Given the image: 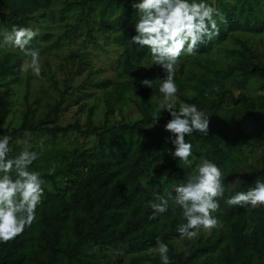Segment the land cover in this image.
Listing matches in <instances>:
<instances>
[{
	"label": "trees",
	"instance_id": "16d2710c",
	"mask_svg": "<svg viewBox=\"0 0 264 264\" xmlns=\"http://www.w3.org/2000/svg\"><path fill=\"white\" fill-rule=\"evenodd\" d=\"M207 2L223 13L227 24H220V35L198 46L194 55L198 58L207 55L232 37L241 48L234 50L236 65L230 66V70L236 68L243 77L264 79V60L246 41L234 35L236 30L264 31V0ZM52 3L53 0H0V6L6 10L1 13V23L9 28L13 25L28 27L31 19ZM131 4L132 0L68 2L66 8L74 7L79 15L76 22L67 23L60 37L70 40L84 28L86 39L98 45L95 31L108 35L111 29L116 30L113 39L121 50L119 77L122 81L113 85L115 99L123 100L124 90L131 87L136 92L133 101L142 113L138 121H124L101 129L94 124V108L91 107L85 124L78 121L60 123L66 98L73 91L69 84L60 89L55 76L51 75L50 80L61 91L60 99L38 119L34 118L33 108L27 103L21 125L9 129L6 120L11 112L10 95L13 85L20 80L22 60L11 53L0 56V135L11 137L29 131L58 137L77 132L98 138L96 151L74 150L56 165L54 174L40 173L44 180L51 182V187L42 186V202L31 227L14 240L0 243V264H121L94 250L95 245L105 248L117 244H125L133 253L129 264H152L147 262L151 259L147 250L157 246V238L169 246L170 264H197L203 258L205 262L213 258L217 250L215 264H264V205L253 208L225 203L236 192L254 187L257 178L264 180V104H258L242 92L210 99L203 92L211 87L216 76L187 74L185 64L180 61L175 73L177 96L210 115L209 132L207 136L199 133L185 136L192 144L190 165L173 159L169 152L174 145L167 140L172 134L162 125L171 119L170 114H154L151 108L152 96L163 95L159 92V82L164 72L152 64L147 47L131 43L138 20ZM95 13L99 16L96 28L92 26ZM71 55L72 58L79 56L75 51ZM228 74L227 70L221 71L222 76ZM145 77L152 79L151 88L140 84ZM192 79L197 82L193 83ZM110 82L105 79L103 83ZM189 88L197 92L189 96ZM144 125H151V129ZM256 132L258 136H254ZM151 148L152 154L149 153ZM244 150L258 152V156L250 160ZM17 154L12 150L9 158ZM202 158L213 161L222 171L225 193L223 198H218L220 208L212 215L229 227L226 233L205 240L194 255H184L171 242L180 236L177 225L186 222L179 206L169 199V210L151 219L153 210L146 205L155 200L156 195L174 197L175 187L185 182ZM161 172H165L166 177L156 193L141 181V177ZM236 177H241L239 183L234 181Z\"/></svg>",
	"mask_w": 264,
	"mask_h": 264
},
{
	"label": "rangeland",
	"instance_id": "374dc122",
	"mask_svg": "<svg viewBox=\"0 0 264 264\" xmlns=\"http://www.w3.org/2000/svg\"><path fill=\"white\" fill-rule=\"evenodd\" d=\"M71 1L74 0H53L52 5L31 19L28 25L40 33L33 39L29 47L37 49L40 53L41 75L37 77L30 71L20 73V80L13 85L10 95L11 112L6 120L9 129H17L21 125L27 103L33 108L34 118L38 119L60 99L61 91L50 80L49 76L51 75L55 76L60 89L69 84L73 91L67 96L64 103L59 120L62 124L74 121L85 124L88 110L91 107L94 108V124L101 129L112 128L117 123L124 121L135 122L142 118V113L133 101L136 92L131 87L124 90L123 100L118 102L115 99L113 85L122 81L119 77L121 69L119 54L121 50L113 39L116 33L115 29H111L108 35L95 31L99 41L98 45H93L86 39L84 28L72 35L70 40L60 37L65 31L67 23H74L78 19L77 9L74 7L72 9L66 8L67 3ZM2 12H6V10L0 6V33L10 32L11 28L7 24L1 23ZM98 23L99 16L95 13L92 26L96 28ZM234 35L246 41L256 52V55L264 60V31L236 30ZM240 48L234 38L229 37L207 55L198 58L194 54L191 56L183 54L180 61L185 64L187 74L195 72L199 75L203 73L208 77L216 76L211 82V87L203 92L210 99L218 98L222 94H225V98H227L230 92L235 93V95L242 92L258 104H264V79L253 76L243 77L236 68L230 70V66L236 65L237 59L234 50ZM73 51L77 52L79 56L72 58L71 52ZM5 53H11L21 58L22 62L30 59L20 49L5 45L3 35H0V56ZM212 70L214 71L210 72ZM222 70H227L229 74L222 76ZM105 79L111 82L109 84L103 83ZM192 81L193 83L197 82L195 79ZM225 91L226 93H224ZM196 92L192 88L187 89L189 96ZM160 99L162 96H152L151 108L154 114L168 113L167 110H162L161 113L157 111ZM180 102L187 103L178 97L177 108ZM144 128L151 129V125H144ZM254 136H258V132ZM2 137L0 135V138ZM229 143L232 144V140ZM10 147L16 153L25 147L39 152L40 157L33 162L30 170L48 173V169L53 164H59L65 156H70L74 150L96 151L98 138L96 135H84L77 132L53 137L46 132L23 131L11 136ZM244 152L250 160L258 156V152L250 153L248 150H244ZM149 153H153V148L149 149ZM165 177L166 173L161 172L155 176L141 177V181L156 193ZM239 178L241 179V177ZM44 181V186L50 188L51 182L49 180ZM218 222V226L211 231L201 230L199 236L194 240L189 241L178 236L173 238L171 242L178 252L184 255H194L198 246L205 240L214 238L220 233H226L229 225L223 220L218 219ZM156 248L157 246L147 250L151 256L147 262L162 264ZM94 250L99 255L119 260L121 264H129L133 256L125 244L105 248L95 245ZM218 252V250L215 251L214 257L205 262L204 258L199 259L197 264H215L218 259Z\"/></svg>",
	"mask_w": 264,
	"mask_h": 264
},
{
	"label": "clouds",
	"instance_id": "9594fccd",
	"mask_svg": "<svg viewBox=\"0 0 264 264\" xmlns=\"http://www.w3.org/2000/svg\"><path fill=\"white\" fill-rule=\"evenodd\" d=\"M131 7L138 15L134 24L136 34L131 36V43L147 47L152 64L164 72L159 82V92L163 95L158 101L157 111L167 110L171 117L164 124V130L172 134L167 140L174 145L169 154L173 159L190 165L192 144L186 141L185 136L193 133L207 136L210 115L196 104L180 102L177 108V65L183 54L191 56L197 52L198 46L218 37L219 25L227 24V18L207 0H132ZM39 34L30 26L17 25H13L10 32L0 33L5 45L18 48L30 57L21 63L20 71H30L37 77L41 75L40 53L29 45ZM140 84L151 88L152 79L145 77ZM10 140L8 135L0 138V243L14 240L31 227L44 194L42 186L45 181L40 172L30 170L40 153L25 147L15 157L9 158L12 151ZM55 171L56 165L53 164L48 174ZM234 181L239 183L240 178L236 177ZM224 193L221 169L213 161L202 158L185 182L175 187L174 197L171 194L169 198L156 195L155 200L148 201L146 206L153 210L150 218L155 219L157 214L169 210V199H173L186 221L177 225L176 231L182 239L191 241L199 236L201 230L211 231L218 226V219L212 214L219 210L218 198H223ZM225 203L253 208L264 205V180L257 178L254 187L236 192ZM156 244L162 264H170L169 246L159 238Z\"/></svg>",
	"mask_w": 264,
	"mask_h": 264
},
{
	"label": "built area",
	"instance_id": "2783aa9c",
	"mask_svg": "<svg viewBox=\"0 0 264 264\" xmlns=\"http://www.w3.org/2000/svg\"><path fill=\"white\" fill-rule=\"evenodd\" d=\"M164 126V124H162Z\"/></svg>",
	"mask_w": 264,
	"mask_h": 264
}]
</instances>
